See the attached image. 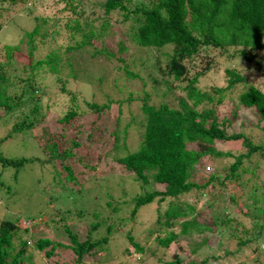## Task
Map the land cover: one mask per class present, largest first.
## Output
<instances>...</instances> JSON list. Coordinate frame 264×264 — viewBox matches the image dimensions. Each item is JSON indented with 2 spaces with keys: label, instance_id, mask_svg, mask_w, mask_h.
I'll use <instances>...</instances> for the list:
<instances>
[{
  "label": "trees",
  "instance_id": "trees-1",
  "mask_svg": "<svg viewBox=\"0 0 264 264\" xmlns=\"http://www.w3.org/2000/svg\"><path fill=\"white\" fill-rule=\"evenodd\" d=\"M0 1L2 4L9 2L21 9L24 0ZM30 1L29 6H25L24 1L22 11H26L28 7L31 13L36 5L46 3L45 0V3L43 0ZM60 2L65 3V7L58 10L59 16L53 19V25L64 17L71 18L67 23L70 30L67 50L62 52L56 48L46 60L34 61V51L37 48L35 36L41 33V27L46 29L44 25L47 23V19L37 16L35 28L31 32L27 31L19 42H28V54L21 53L20 44H0V108L4 107L5 114L14 118L12 114L17 109L33 105L28 113L22 115L23 121L15 122L1 137L0 146L15 134L31 130L35 135L32 138H36L44 155L43 160L38 157H9L4 156L0 148V194L3 196L4 206L9 207L12 200L26 208L23 204L32 191L25 184L18 183V175L23 166L34 162H39L40 165L50 164L53 168L52 187L59 189L51 201H60L63 206H59L56 213L49 209V222L56 223L55 228L59 233L62 229L67 234V237L62 238L70 239L65 244L54 237L42 235L37 238L34 250L44 252L47 264H62V261L66 264L67 255L70 254L76 256L73 262H69L73 264H82L86 258L95 257L100 245L109 241L111 231L113 233L118 230L117 224H113L107 227V236L93 235L92 230L104 227L105 220L103 217L100 219V213L90 210L91 204L97 207L99 203L101 208L105 206L118 212V199H123L135 218L141 213L148 214L151 210L145 208L155 202L161 206L156 210V222L159 225L156 231H160L162 227L173 228L172 231L169 229L165 237L157 239L163 247H169L178 240L182 246L180 241L185 240L188 242L190 255H193L204 245L210 244V238L218 230L217 221L212 215L215 212L214 206L216 209L221 208L222 214L226 216L223 220L226 227L237 216L242 215L248 218L247 221L254 223L251 238H248V227L243 228L237 237V251L240 252L248 243L252 246L255 240L253 233L264 232V141H258L264 136V86L249 84L241 74L227 70L230 77L228 87L207 93L199 88V81L211 72L213 64L218 61L207 58L205 66L199 71H193L192 67L204 62L205 59L197 60L202 48L207 51L225 48L226 51L223 52L227 54L230 53L227 49L233 48V55L236 54L263 70L261 62L257 61V53L264 52V0ZM87 13L94 17L88 16L81 21V17L87 16ZM128 21H131L132 28L129 31L122 30ZM168 47L172 48L171 54L165 52ZM81 52H88L93 58L103 56L125 63V66H117L116 70L123 69L133 77L139 76L133 68L138 60H142L140 55L145 54L147 59L142 60V65L144 62L148 63L153 70L159 71L162 82L180 87L191 103L181 99L179 108L165 103L151 105L150 93L145 92L144 98L140 99L143 119L140 122L137 146L133 147L128 140L127 130L120 131L118 124L104 141L105 148L98 150L93 148L91 142L94 135L86 136L87 129L82 122L85 112L80 110L77 95L72 94L68 111L55 120L61 130L47 134L38 125L41 119L39 115L44 118L45 112L42 103L35 101L37 98L41 100L42 96L41 82L35 71L47 68L48 72L61 74L65 68L62 62L67 59L70 69L66 76L79 78L73 59ZM20 59L26 60L24 65L27 66L29 76L23 78L14 74L9 78L8 70ZM161 60L166 61L165 67L160 66ZM88 65L89 63L86 64ZM262 74L264 77V72ZM58 81L61 82L62 79ZM21 82L25 84L22 85V94L17 95L14 90L10 93V89ZM155 83L159 81L155 80ZM238 84L242 86L239 87ZM106 97L102 102L83 101L93 117L90 128L98 129L102 134L107 133L105 122L113 119L119 121L122 116V107L115 114L112 105H122L133 100L131 95L127 100L118 102L109 95ZM18 100L21 101L20 104ZM240 111L254 114L258 123L251 126H255L259 133L232 131ZM29 115L35 117L30 118ZM236 142L241 143V151L233 153L227 150L228 144ZM218 161L222 166L221 172L207 171ZM98 164H105V169L97 171ZM71 186H75L76 190L71 191ZM131 188L137 193L130 197L128 189ZM115 190L120 192L119 198H115ZM233 191L241 192L240 195L247 197L250 204L246 210L236 203ZM77 215L86 218L93 216L95 219L85 239H81L67 224L69 218L76 219ZM20 219V214L8 210L0 219V264H34L32 258L35 251L31 250L26 239L21 241V233L33 236L27 227L18 226ZM207 219L214 222L210 224ZM120 223L125 225L123 218H120ZM260 232L257 234L259 237ZM17 235L22 249L14 252ZM196 237L198 240L195 247L191 248L189 241L194 243ZM128 239L131 245L125 250L126 253L144 251V246L136 242L133 236L129 234ZM218 247L221 249L224 243L219 242ZM28 250L32 252L31 257H26ZM68 250L70 254L66 253ZM173 257V261L168 264L210 263L209 258L200 262L186 261L179 252Z\"/></svg>",
  "mask_w": 264,
  "mask_h": 264
},
{
  "label": "rangeland",
  "instance_id": "rangeland-1",
  "mask_svg": "<svg viewBox=\"0 0 264 264\" xmlns=\"http://www.w3.org/2000/svg\"><path fill=\"white\" fill-rule=\"evenodd\" d=\"M24 1L26 2L25 6H29L31 1ZM24 1L21 4V9L16 5H11L9 2H3L2 4L0 1V42H2L0 44H20V39L25 37V33L27 31L31 32L37 25V19H35L37 16L47 19V23L44 25L46 29L41 27V33L35 36V45L37 48L34 51V61L46 60L49 56L51 57L56 48H59L62 52L67 50V36L70 32L69 27H67V23L71 18L68 19L67 17H64L56 23V25H53V19L59 16L58 10L60 8H64L65 3L60 2L61 0H45V3L43 0L45 3L44 5H36L35 8H32L33 11L29 13L30 8L27 9L28 7L26 8V11H22L25 7ZM142 2L149 3V0H133V3ZM86 15L87 16L81 17V21L86 19L88 16L94 17V15H89L88 13ZM95 24L97 25L98 21ZM131 28V21H128L123 26L122 30L129 31ZM56 31H58V33H56ZM43 33H45V35ZM115 40L117 42V38H115ZM20 46L21 53L28 54L30 50L28 42H21ZM224 49L225 48H218L207 51L202 48L200 50L197 60H205L203 63L199 62L197 65H194L192 67L193 71H199L203 68L208 59L218 61L217 64H213L214 66L211 72L200 79L199 88L201 90L207 93H213L214 90H221L228 87L230 77L226 73L227 70H233L234 72L241 74L245 78V81L249 84L252 83L256 86H264V77L262 76V73L264 72L263 51H259L257 53L259 59L257 61H260L261 66L263 67V70H259L256 64L243 61L241 57L236 56V54L233 55V51H235L233 48L227 49V51L230 52L228 54L223 52L226 51ZM165 52L171 54L172 48L168 47ZM81 53L76 54L73 59L74 69L77 67V74L79 78L66 76L70 69L67 64L69 63L67 59H64L62 62V64L65 65V68L61 74L48 72L47 68L35 71L41 82L40 89H42L41 100L37 98L35 101L42 103L44 106L43 112H45L44 118H42L43 115H39V118L41 119L38 125L39 127L41 126L43 131L47 134L50 132H56L55 130H57V132L61 130V126L55 123V120L68 111L72 94L77 95L80 102L78 103L81 107L80 110L85 112L82 122L85 124L87 129L86 136L89 134L94 135L91 142L93 144V148H98V150H100L99 148L101 147L103 149L105 148L104 141L110 137L109 134L116 129L118 124L120 131L125 129L127 130L128 140L131 142L133 147L135 148L137 146L139 131L141 130L140 122L143 119V113L141 111L142 102L140 99L144 98L145 92L150 93L149 103L151 105L165 103L174 108H179L181 99H186L189 103H191V100H188L184 92L181 91L180 87L176 85H168L162 82L159 71L153 70L150 65L148 66V63L146 64V62H144V65H142L143 61L147 59L145 54L140 55L143 61L138 60V64L135 68H133V71L136 74H139V76L133 77L128 75V73H126L123 69L116 70L119 66H125V63H120L116 59H106L103 56L93 58L88 52ZM136 56H138V54H136ZM21 59L16 60L11 65L8 70L10 73L7 74L9 78H12L14 74L23 78H27L29 76L27 66L24 65L26 60ZM87 63H89L88 66H86ZM78 64L79 66H77ZM165 65L166 61L161 60L160 66L165 67ZM58 79H62V81L59 82ZM155 80H158L159 83H155ZM22 85L25 86L24 82L13 86L10 89V93L14 90V93L21 95ZM238 86L241 87L242 84H238ZM62 89H65L66 91L63 92ZM107 95L112 97V99L117 102L119 100H127L130 95L133 96V100L131 102L127 101L122 105H117V103L112 105V110L115 114H118L119 107H122V116L119 121L113 119L109 122H105L104 126L107 127V133L102 134V131L90 128L92 126L93 117L88 113L89 111L87 110V106L83 103V101L95 100L97 102H102L107 99ZM18 103L20 104L21 101L18 100ZM32 106L33 105L28 104L21 109H17L12 114L14 118H9L10 115L5 114L4 107L0 108V140L1 137H3L9 129H11V126L15 122L23 121L22 115L24 113H28ZM239 114V119L235 122L234 130L232 131L238 133H259V130H257L255 126H251L258 123L257 118L252 112L240 111ZM29 117L33 118L35 115H29ZM262 125H264V122ZM30 131L31 130H27L17 133L12 139L3 142L0 148L4 156H16L18 158L20 156L38 157V159L43 160L44 155L42 153V149L40 148L39 143L36 142V138H32L35 137L34 132L31 131V133ZM260 140L264 141V136H261L258 139V141ZM226 148L233 153H238V151H241L242 145L240 142H236L231 143V145L228 144ZM104 166L105 164H98L96 170L101 171V169H105ZM211 168L212 169L207 171H222V166L219 165V161L214 162ZM51 172L53 173V168L50 164L40 165L39 162L26 164L20 169V173L18 175L19 185L25 184L28 189L32 191L29 199L23 204L26 208L22 207L18 202H13L12 200L10 201L12 203L9 204V207L4 206V202L2 200L3 196L0 194V219L4 217V212L6 210L15 214H20L21 219L18 221V226H22V228L27 227L31 232V236H33L30 237L29 234L21 233V241L26 239L29 246L32 248L31 250H34L37 238L42 235L54 237L59 241H63L65 244L70 242V239L62 238V236L67 237V234L64 233L62 229L59 233V231L55 228V222H49V209H52L54 213H56L58 208H60L59 206H63L60 201H51V199H53V195L56 196L58 193L56 191L59 190L58 188L56 189L55 187H52L53 177ZM37 181H39V184ZM71 187V191L76 190L75 186ZM133 188L128 189L130 197L137 193L136 190L134 192ZM45 192L46 195L42 196ZM113 193L115 194V198H119L120 192H118V190L113 191ZM232 193L236 196V203L240 204L242 208L246 210L250 204L247 197L245 195H240L241 192L235 193V191H233ZM130 197L127 199L129 200ZM66 201L67 200L65 199V202ZM118 202L120 204L118 212H113L111 211L112 209L105 206L101 208L99 203L97 204V207L91 204L90 210H95V213H100L102 215L100 219L103 217L105 220L104 227L92 230L93 235L100 234L103 236L104 234V236H107V227L113 224H117L116 229L118 231L113 233L111 231L110 235H108L109 241L100 245L97 255L95 257L86 258L82 264H168L173 261V256L177 252L181 253V256H184V258L187 259L186 261L195 260L200 262L205 258H209V264H264V232L259 231L260 237L257 235L259 232H257V234L253 233L255 240L252 242V246L248 243L240 252L237 251V237L241 234L243 228H249L248 238H251L252 236L251 230L254 223L251 220L247 221L248 218L243 215L237 216V218L226 227L223 223L226 216L222 214L221 208L216 209L214 206L213 210L215 212L212 215L217 221L218 230L210 238V244L204 245L195 254L190 255L188 242L185 240L180 241L182 246L179 245L178 240V242L176 241L171 243L169 247H163L157 241L158 238L165 237L167 233L173 229L171 227H162L160 231H156L159 227L156 222V210L161 208L158 203L155 202L150 205V207L147 206L145 208L151 210L148 214L141 213L139 217L135 218L131 215L130 208L124 204L123 199H118ZM67 203L69 204V201ZM103 203L104 202H102V204ZM82 207L84 208V205H82ZM93 214L94 213H91V215ZM32 217H34V219H32ZM120 218H123L125 223L124 226L120 223ZM94 220L93 216L92 218L78 216L76 219L75 217H71L67 220V224L69 228L73 232L77 233L81 239H85L89 235L91 223ZM207 221L210 224L214 222L209 219H207ZM129 234L134 237L136 242H139L144 246V251L142 253L125 252V250L131 245L128 239ZM18 238L19 235L15 237L14 252H18L22 249V245L20 243L21 241L19 242ZM197 240L198 237L194 238V243L189 241L191 248L195 247L194 245ZM219 242L224 243V247L221 249L218 247ZM31 250L27 251L26 257L32 256ZM34 251V258H32L33 263L47 264L45 262L46 259L44 252L39 250ZM229 251H232L233 253L227 254ZM66 253L70 254V251L68 250ZM213 257H215V260H213ZM67 259L68 263L66 264H73L69 262H73L76 259V256H72V254H70L67 255ZM62 264H64L63 261Z\"/></svg>",
  "mask_w": 264,
  "mask_h": 264
},
{
  "label": "clouds",
  "instance_id": "clouds-1",
  "mask_svg": "<svg viewBox=\"0 0 264 264\" xmlns=\"http://www.w3.org/2000/svg\"><path fill=\"white\" fill-rule=\"evenodd\" d=\"M244 61V60H243Z\"/></svg>",
  "mask_w": 264,
  "mask_h": 264
}]
</instances>
